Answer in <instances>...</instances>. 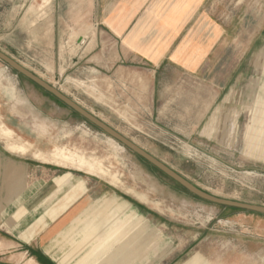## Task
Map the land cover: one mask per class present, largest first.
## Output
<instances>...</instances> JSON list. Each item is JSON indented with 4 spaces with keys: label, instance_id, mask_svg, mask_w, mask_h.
Here are the masks:
<instances>
[{
    "label": "rangeland",
    "instance_id": "1",
    "mask_svg": "<svg viewBox=\"0 0 264 264\" xmlns=\"http://www.w3.org/2000/svg\"><path fill=\"white\" fill-rule=\"evenodd\" d=\"M116 1L0 0V52L198 189L264 207V161L242 153L249 108L239 114L234 132L227 129V116L212 117L226 85L243 72L252 53L264 54V0H203L198 9L140 0L134 8L153 14V20L128 23L124 35L148 25L144 44L173 38L166 32L174 24L169 15L186 10L179 23L184 26L194 13L177 40L194 43V52L179 55L186 70L169 65V54L153 63L128 55L120 44L125 36L117 43L113 34L126 23L106 20L124 8ZM249 76L251 84L239 95L245 105L251 98L248 106L262 82L258 72ZM1 124L12 129L10 144L22 139L28 145L22 142L25 153L10 152L7 138L0 139L1 157L30 168L20 172L27 184L35 174L43 180L58 175L52 182L73 174L81 196L84 183L101 191L75 220L99 240L90 253L101 260L95 264H264V216L189 194L2 61ZM75 152L102 159L119 183L77 169L76 162L68 165ZM64 180L59 185L69 183ZM103 198L118 208L130 205L137 215L130 210L119 215ZM107 241L114 243L109 247Z\"/></svg>",
    "mask_w": 264,
    "mask_h": 264
},
{
    "label": "crops",
    "instance_id": "2",
    "mask_svg": "<svg viewBox=\"0 0 264 264\" xmlns=\"http://www.w3.org/2000/svg\"><path fill=\"white\" fill-rule=\"evenodd\" d=\"M139 1H116L115 3H119L118 5L124 8L106 18L107 21L113 18L114 21L126 23L124 29L118 33L111 31L117 39L116 42L118 43V40L125 36V40L121 39V48L123 47L128 55L137 60L153 63L154 58L159 56L158 59H160L163 55L169 54L171 55L169 65L186 70V67L181 65L183 60L180 61L179 55L194 52V43L187 45L188 43L184 42L177 43V40L194 13L187 19L184 26L179 23L186 20V10L179 9L177 14L169 15L170 21H174V24L168 27L166 32L172 33L173 38L165 41L162 38L164 42L153 46L152 43L144 44L143 42L145 39L142 34L148 25H145L141 33H137L138 30L132 28L127 35H124L128 23L133 21L150 23L153 20V14L140 13L139 8H134ZM158 1L161 0H153L151 6H155ZM172 1V4L178 7L197 6L198 9L203 0ZM160 20L162 21V18ZM122 40L129 46H125ZM191 46L192 49H190ZM184 47L187 48L184 49ZM197 69L198 67H195V70ZM251 72H258V78L262 82L248 106L251 98L249 97L246 103L248 105H245L239 95L241 87L251 84L252 79L249 76ZM255 80L253 79L252 84ZM225 93L215 109L213 120L221 115L223 118L227 116V129L234 132L239 114L244 108H249L248 123L243 130L242 153L247 158L264 161V54L260 50L252 53L243 72L237 78H232V81L226 85ZM213 120L205 127V134L212 131ZM28 169L30 168L27 165L11 163L0 155V171L2 172L0 179V264H95V259H92L90 253L93 247L99 244V240L86 235L85 222L78 223L75 220L89 209L93 199L101 191L88 189L84 183L83 190L87 189V191L81 196V192L75 190V178L78 177L73 174H65L54 182H52L53 179L58 175L43 180L35 174V178L27 184L26 177H21L20 172L27 173ZM63 180L69 183L66 186L59 185V181L63 182ZM103 203L114 205L119 215L128 210L134 212L130 205L118 204V208L113 199L103 198ZM144 224L149 226L145 221Z\"/></svg>",
    "mask_w": 264,
    "mask_h": 264
},
{
    "label": "water",
    "instance_id": "3",
    "mask_svg": "<svg viewBox=\"0 0 264 264\" xmlns=\"http://www.w3.org/2000/svg\"><path fill=\"white\" fill-rule=\"evenodd\" d=\"M0 61L5 63L11 70L16 72L17 74L23 76L33 84H35L37 87L45 91L46 93L50 94L52 97H54L56 100L64 104L66 107L71 109L73 112L78 114L81 118H83L85 121L108 135L111 139L116 141L117 143L121 144L124 148L128 149L132 153H134L136 156L150 164L152 167H154L156 170L161 172L163 175L168 177L170 180H172L174 183L179 185L181 188H183L185 191H187L189 194L195 196L196 198L214 204L221 207L226 208H232L237 209L244 212H250L254 214H259L264 216V207L258 206V205H251V204H245L240 203L236 201H230L222 198H218L215 196H212L201 189H198L196 186L188 182L186 179H184L179 174L175 173L172 169L168 168L165 164L155 159L150 154L146 153L144 150H142L140 147L135 145L130 140L126 139L116 131H114L112 128L104 124L99 119L95 118L92 114L87 112L86 110L82 109L80 106H78L76 103H74L72 100L64 96L62 93H60L58 90L53 88L52 86L48 85L46 82L42 81L39 77L35 76L33 73L29 72L22 66H20L18 63L7 57L6 55L2 54L0 52Z\"/></svg>",
    "mask_w": 264,
    "mask_h": 264
},
{
    "label": "bare ground",
    "instance_id": "4",
    "mask_svg": "<svg viewBox=\"0 0 264 264\" xmlns=\"http://www.w3.org/2000/svg\"><path fill=\"white\" fill-rule=\"evenodd\" d=\"M44 2V1H43ZM46 3V2H45ZM11 131H12V129H10V128H8V127H6L5 125H3V124H1V126H0V139L1 140H5L6 138V140H7V145H6V147H7V150L8 151H10V152H15V151H20L21 153H25V152H27V149H28V147H26V141H24V140H22V139H19L20 141H21V143L20 144H18V145H16V143L15 144H10L9 143V137L11 138V136H10V134H11ZM14 132V131H13ZM9 136V137H8ZM14 137V136H13ZM20 138V137H19ZM5 140V141H6ZM19 141V142H20ZM13 142V141H12ZM22 142H24L25 144L23 145V143ZM113 142H114V140H113ZM116 142V141H115ZM114 142V143H115ZM9 143V144H8ZM29 143V142H28ZM30 145V144H29ZM28 146V145H27ZM31 146V145H30ZM120 148L122 149V147L120 146ZM58 151L60 152L61 151V149L59 150L58 149ZM42 152V151H41ZM77 152H75L74 153V155H70L71 156V158L70 159H68V161H69V163H68V165H70L71 164V166L72 167H74L73 166V164L76 162V166L75 167H77V169H83L84 171H86L87 173H89V174H93V175H96V176H98V177H100V178H105V179H108L109 181H111V182H113L114 184H117V183H119L118 182V176H117V174H115V173H113V172H111L109 169H108V167L106 166V164L105 165H103L102 164V161L100 162V160H102V159H100V160H98L97 158H92V157H90V158H87V157H85L84 155H82V154H76ZM17 154V153H16ZM60 154H61V152H60ZM69 154V153H68ZM73 154V153H72ZM54 155H56V153H54ZM35 158H36V155H35ZM55 159H57V158H55ZM66 159V160H67ZM96 159V160H95ZM60 160V159H59ZM64 160H65V158H64ZM61 161H63L62 160V158H61ZM99 161V162H98ZM55 162V161H54ZM56 163V162H55ZM104 163V162H103ZM61 165V164H60ZM67 165V164H66ZM21 179V178H20ZM21 184V183H20ZM22 185V184H21ZM20 185V186H21ZM17 188H18V186H17ZM19 189V188H18ZM17 190V189H16ZM127 191V190H126ZM146 201V200H145ZM113 243L114 242H112V241H107V246H112L113 245ZM127 248L128 249H130L131 250V247L129 246V245H127ZM106 250V249H105ZM121 249L119 248V249H117V252L116 253H118L119 251H120ZM144 250V249H143ZM93 255V254H92ZM111 260V259H110ZM100 261L101 260H99V259H95V262H97V263H100Z\"/></svg>",
    "mask_w": 264,
    "mask_h": 264
},
{
    "label": "trees",
    "instance_id": "5",
    "mask_svg": "<svg viewBox=\"0 0 264 264\" xmlns=\"http://www.w3.org/2000/svg\"><path fill=\"white\" fill-rule=\"evenodd\" d=\"M48 94V93H47ZM48 95H50V94H48ZM51 96V95H50ZM54 98V97H53ZM183 189V188H182Z\"/></svg>",
    "mask_w": 264,
    "mask_h": 264
}]
</instances>
